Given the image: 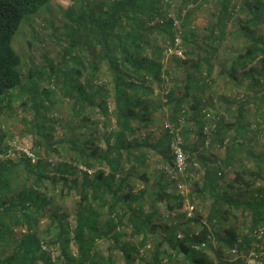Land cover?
<instances>
[{"label": "trees", "instance_id": "16d2710c", "mask_svg": "<svg viewBox=\"0 0 264 264\" xmlns=\"http://www.w3.org/2000/svg\"><path fill=\"white\" fill-rule=\"evenodd\" d=\"M51 1L0 0V113L5 103L3 100L11 92L18 90L21 97L28 94L35 111L32 125L38 128L39 134H42L45 126L40 120L39 112L41 108L45 109L43 100L51 95L50 89H59L61 95L72 102L74 114L82 121H84L83 112L86 107L94 106L95 101H98L97 106L101 115L106 116L108 99H111L115 106L117 129L106 137L105 149L102 150L101 147L91 143V135L76 148L77 156L88 168L92 167L91 161L96 160L107 166V173L96 171L89 180L88 171L82 172L83 186L75 212V226L70 228L67 220H64V216L57 209L49 208L51 200L44 192H40L39 188L44 182L54 186L61 182L67 184V174L73 173L75 168L65 164L58 165L55 173L49 174L45 172L46 168L42 161L31 163L25 156L21 159L24 171L33 182L31 185L28 182L22 185L16 201L0 204V213L19 222H21L19 220L21 216L22 222L27 225L28 232H31L37 216L48 218L49 226L55 229V241L60 247V254L55 262L46 252H41L43 264H57L58 260H61L63 264H95L92 250L96 239L105 236L106 233H112L114 241L118 243L122 235L119 226L123 225L125 219L132 234L142 236L137 247H129L125 244L119 247L125 264H135L134 254L141 255L142 264H248L246 251H258L254 243L260 244L261 240L257 239L256 234L264 228V153L255 151L258 148L255 135L262 133L260 130L264 124V94H259L256 90V86L262 84L264 79V35L255 37L253 30L264 20L262 1L243 0L241 2V8L247 10L250 17L246 21L237 19L232 35L241 39L245 45L236 50L237 56L229 62V68L221 69L226 82H234L233 84L236 85V81L245 80L247 83V91L244 94H248L244 95V101H240L237 106L236 103L229 105V107H236V115L232 121L220 118L214 123L212 129L204 131L205 124L200 121V118L202 115L205 116L204 110L210 106V102L200 101L191 93L195 78L189 75L186 77L182 97L180 99H173L171 95L167 97L174 110L171 122L175 127L176 121H179L175 116L182 111L183 104L186 103L183 101L191 99L189 112L191 119L198 126L197 141L189 144L186 132H179V134L184 142L182 147L188 159L187 168L191 166L192 156H196L204 168L203 181L201 186L195 184L194 194L196 196L198 194L203 199L207 195L212 202L205 223L193 215L183 213L177 217L178 220L183 218V223L171 220L159 224L153 223L152 217L144 214L139 207H133L134 202L139 201L143 193L139 196H133L128 192L121 194L124 182L129 175L120 180H117L116 175L124 158H133L134 161L141 162L144 154L142 148L149 146L147 143H132L128 140V135L136 131L132 125L133 121L145 123L151 119L152 108L149 106L147 97L152 94V89L147 86L148 82L144 79L149 76L150 79L158 80L161 69L156 61L151 65L143 63L141 50L142 45L148 41L146 35H150L155 30L163 32L176 49L173 19L167 18L154 27H146L148 19L160 16L163 0H117L113 3L109 0H91L87 5L81 3L78 13L69 7L64 14L67 24L63 30L64 51L61 59L57 63L45 59L43 71L31 70L28 77L32 86L26 88L24 75L21 72L22 59L13 48L12 42L23 20L41 11ZM187 1L183 0V3ZM232 1L219 0L215 30L210 36L218 33L219 37L223 38L227 17L231 13V8H235ZM185 6V4L182 5L181 10ZM208 41L212 42L213 39L209 38ZM84 53L87 59L82 57ZM206 56L197 59L193 67L197 71L204 69L209 77L213 71V59H211L213 54ZM84 59L88 61L86 69L90 71L84 81L80 82L81 72L86 71L83 65ZM179 60L182 59L176 60L178 64ZM253 61L256 65L246 66ZM259 61H261L260 64H258ZM101 68L106 70L109 78L108 85L102 86L101 83L92 82ZM129 72L136 73L137 79H132L128 75ZM235 73L239 74V78L235 76ZM208 77L202 80L205 78L208 80ZM202 80L200 84H208ZM38 81L46 82L48 85L40 93L36 91L39 86ZM94 85L97 86L96 90ZM9 102L6 103L11 109ZM249 105H253L255 110L252 121L246 119L245 115ZM137 110L140 111L137 112ZM85 121H87L86 118ZM42 138L46 140L48 137L44 135ZM77 138L75 136L70 138L73 147L76 146ZM170 141L171 135L165 129L160 139V142L164 143L165 150H158V146L154 148L161 151L164 161L173 168L174 158L167 153ZM214 148H223V157L213 154L212 156ZM17 166L12 161H7L0 166V191H3L6 186L3 177H9ZM231 167L233 170L236 167L239 169L234 179L226 182L225 176ZM258 181L262 183V186H257ZM157 184L153 192L157 200L172 199V196L167 193L168 184L163 177ZM73 185L69 187L72 188ZM236 185L239 191L246 189V192L251 194L250 197L244 200V196L232 194L231 189H234ZM105 195L109 196V200ZM94 202H99L101 207H107L106 231L99 229L97 220L99 213L92 207ZM174 202L176 207L168 206L170 212L182 206L178 195L174 197ZM119 206H121L120 212L117 209ZM237 211H240L239 216H236ZM241 220L244 225L240 222ZM216 225L221 226V232L213 238L212 230ZM179 234L181 237H178ZM154 236H159V240H154ZM27 238L26 243L21 244L22 255L16 259L17 264H35L36 262L35 252L40 251V245L33 234L28 233ZM71 242L76 247V258L69 252ZM146 246H149L150 251L146 250ZM205 250H210L219 261L210 262L204 253ZM225 252L233 253L237 257L234 260L223 261ZM146 255L147 257L142 259V256Z\"/></svg>", "mask_w": 264, "mask_h": 264}, {"label": "rangeland", "instance_id": "374dc122", "mask_svg": "<svg viewBox=\"0 0 264 264\" xmlns=\"http://www.w3.org/2000/svg\"><path fill=\"white\" fill-rule=\"evenodd\" d=\"M90 1L52 0L41 11L23 20L12 42V46L14 45L13 48L20 54L22 59L21 72L24 75V85H26V88L32 86V82L28 77L31 70L43 71L45 59L55 63L61 59L64 51L63 30L65 24H67V19L64 15L66 9L70 7L74 9V12L78 13L81 3L87 5ZM109 1L113 3L117 0ZM242 1H232L235 8H231V13L227 17L223 38L219 37L218 33L210 36L211 32L215 30L214 25L219 9V0H188L185 3H183V0H163L160 16L147 20L148 24L146 27H154L164 22L167 18H175L179 22V28L176 30L173 27V30L176 31L180 38L177 46H180L182 52L181 56L177 54L174 45L170 43L169 38L163 32L155 30L150 35H146L148 41L142 45L141 59H144L145 62L143 61V63L147 65H151L154 61L159 63L161 67L160 75L158 80L150 79L149 76H146L144 79L148 82L147 86L152 89V94L147 97L148 103H150L149 106L152 108L151 119L145 123L133 121L132 125L136 128V131L134 134L128 135V140L132 143H147L149 146H143L142 152L144 154L142 155L143 161L141 162L134 161L133 158H124L121 161L116 177L117 180H120L129 175V178L124 182L125 185L121 190V194L128 192L133 196H139L140 193H143L142 198L134 202L133 207H139L144 214L151 216L155 224L171 220L183 223V218L181 220L177 219L183 213L193 215L203 223L206 221L212 199L207 197V195L203 199L198 194L197 196L194 194L195 184L201 186L203 181L204 168L199 159L196 156H192L191 166L189 165V168H187L186 176L181 177L184 188L180 189L177 187L176 180L170 174L172 166H169L164 161L160 153L161 151L158 150H165L164 143L160 142V139L163 137L164 130L169 126H173L171 116L174 110L172 104L168 102L167 97L169 95L173 99H180L182 97L187 75L195 78L191 93L195 95L196 99L206 101L207 103L210 102V106L204 110L205 113H209L210 117L207 119L202 115L200 118V121L205 124L204 131L212 129L214 123L220 118L225 121H232L236 115V107H229V105L236 103L237 106L240 101H244V97L248 94H244L247 91L245 80L236 81L235 83L237 84L235 85L233 84L234 82H226V78L221 74V69L229 68V62L237 56L236 50L245 45L241 39L232 35L236 27V20L246 21L250 17V13L241 8ZM261 1L264 5V0ZM184 4L186 6L181 10ZM261 22L260 26L253 28L256 34L255 37L264 35V20ZM209 38H212L213 41H208ZM175 43L177 42L174 41ZM211 49H213L212 52ZM79 54L81 55V52ZM208 54H213V58L211 57L213 59V71L209 77L204 69L197 71L193 67V63L197 59L207 57L206 55ZM82 57L86 58L85 53L82 54ZM86 59H84L83 63L85 69L88 68V61ZM177 59H182L181 61L179 60V64L176 62ZM254 65L256 64L253 61L246 66L251 67ZM89 71V69H86L85 72H81L80 82L84 81ZM129 73L128 75L132 79H137L136 73ZM97 74L96 79H92V82L94 84L101 83L102 86L104 84L108 85L109 78L106 70L101 68ZM235 76L239 78L238 73H235ZM204 77H208V80L204 79L208 82L207 85L200 84V81ZM262 81V84L256 86L259 94H264V79ZM38 84L37 93L48 87L46 82L38 81ZM93 87L95 90L97 89V86L94 85ZM50 90L52 91L51 95H48V99L45 98L43 100L45 109L41 108L39 112L40 120L44 122L45 126L43 135L39 134L38 128L32 125L35 111L29 101L28 94L21 97L19 96V91L15 90L9 94L8 99L5 98L3 100L5 103L0 113V166L4 165L7 161H12L18 166L9 177H3L6 181V186L3 191H0V204L16 201L22 185L26 182L31 185L33 182L32 178L28 177L25 173L24 165L21 161L26 156L25 151H29L34 153L33 160H30L31 163L42 161L46 168V173L54 174L58 165L65 164L75 168L73 173L68 172L67 184L61 182L59 185L54 186L48 182H44L40 186L41 188H39L40 192H44L50 198L51 205L49 208L51 210L57 209L64 216V220H67L69 227L73 228L75 226V212L83 186L82 172L88 171L90 175L89 180H91L90 178L96 171L107 173V166L96 160L91 161L92 167L88 168L77 156L76 148L81 146L88 136L91 135V143L101 147L100 149L102 150L105 149L106 137L117 129L114 116L115 106L114 102L108 99V114L102 116L98 110V101H95L94 106L86 107L83 112L84 121L85 118L87 120L84 122L74 114L72 102L64 98L59 89L52 88ZM8 101H10L11 109L7 106L6 102ZM183 102L186 103L183 104L182 111L177 116L173 115L178 117L179 120L178 122L176 121V127H173L179 129L181 133L185 131L187 142L191 144L197 141L198 126L190 117L189 106L191 99ZM247 109L249 110L245 113L246 119L252 121V116L255 112L254 106L249 105ZM139 111L137 110V112ZM261 127H263L260 130L262 133L255 135V142L258 147L255 151L264 153V124ZM44 135L48 137L46 140L42 138ZM74 136L78 138L77 142H75L76 146L73 147L70 138ZM155 146H158V150L154 148ZM200 151L203 152V149L200 148ZM133 152L137 153L136 151ZM167 153L170 156L172 155L170 147ZM212 154L223 157L224 150L223 148H214ZM238 169L239 167H236L233 170L231 167V170L225 176V181L231 182ZM161 177L168 184L167 193L172 196V199L160 201L153 195L158 185L157 182ZM73 181L75 182L73 183ZM71 184H74L72 188L69 187ZM258 185L262 186V183L258 181ZM237 187L236 185L234 189H231L232 194H240L245 197L244 200L250 197L251 194L247 193L246 189L239 191ZM176 195L179 196L182 206L170 212L168 209L169 205L176 207V203L174 202ZM105 196L109 200V196ZM92 207L99 213L97 219L99 229L106 231L107 207H101L99 202H94ZM117 209L120 212L121 206ZM239 215L240 211H237L236 216ZM19 220L21 222L12 218L10 219L4 213L0 215V264L18 263L16 259H19L22 255L21 244L26 243L28 240V233L33 234L40 245V251L35 252V264H43L40 257L41 252H46L51 260L56 262V258L60 254V247L55 241V229L49 226L50 221L48 218L37 216L36 223L31 232H28L27 225L22 222L21 216H19ZM240 222L243 224L242 220ZM119 227L122 235L119 237L118 243L114 241L112 233H106L105 236L96 239L94 249L92 250V255L95 256V264H125L119 247L123 244L129 247H137L138 243L141 242L142 236L132 234L127 219ZM263 230L264 228L260 229L256 234L257 239L261 240L260 244L254 243L258 247V251H246L248 254H245V256L246 260L248 259V264H264ZM220 232L221 226L216 225L215 229L212 230V237L214 238ZM153 239L158 241L159 236H154ZM148 247L146 250L149 249ZM69 252L76 258V247L73 242L70 244ZM204 253L210 262L217 263L219 261L210 250H205ZM242 254L244 255V253ZM147 255L142 256V259L146 258ZM140 256L138 254L133 255L135 264H142ZM236 257L233 253L229 254L225 252L222 259L223 261H228L234 260ZM57 264H63V262L58 260Z\"/></svg>", "mask_w": 264, "mask_h": 264}, {"label": "built area", "instance_id": "2783aa9c", "mask_svg": "<svg viewBox=\"0 0 264 264\" xmlns=\"http://www.w3.org/2000/svg\"><path fill=\"white\" fill-rule=\"evenodd\" d=\"M173 27L176 30H178V28H179V22L175 18L173 19ZM175 41L177 42V43H175V47H176L175 50H176L177 54L179 56H181L180 46H177L178 41H179V37H178L177 33L175 35ZM205 117L208 119L210 117L209 113H206ZM166 129L168 130L169 134L171 135L170 150H171V154L174 158L173 168H171L170 174L176 180L177 187L182 189V188H184V185L181 182V177L186 176V171H187V167H188L187 155L184 152V149L182 147L184 142H183L182 137L179 134V129H176L173 126H169ZM25 152H26L25 155L30 160H33L34 153L29 152V151H25ZM178 237H181V235L179 234Z\"/></svg>", "mask_w": 264, "mask_h": 264}]
</instances>
